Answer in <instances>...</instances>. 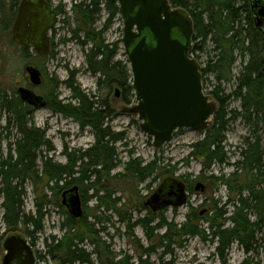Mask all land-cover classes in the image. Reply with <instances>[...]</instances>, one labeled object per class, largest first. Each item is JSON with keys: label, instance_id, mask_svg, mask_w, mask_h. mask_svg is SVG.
I'll return each mask as SVG.
<instances>
[{"label": "rangeland", "instance_id": "rangeland-1", "mask_svg": "<svg viewBox=\"0 0 264 264\" xmlns=\"http://www.w3.org/2000/svg\"><path fill=\"white\" fill-rule=\"evenodd\" d=\"M75 1L80 3L83 0H50L54 7L60 8L62 6L65 12L58 17V24L54 33V47L49 56L40 57L32 50L26 55L24 50L13 43L11 27L9 29L0 28V162L10 155L15 157L13 145L17 135L15 127L9 125L8 111L2 108L3 98L10 99L13 95H17L18 88L23 87L32 89L42 97L55 95L59 97V100L66 103H76L71 98V91L64 84L65 81L71 78L70 72L75 71L74 81L77 82L82 91L88 94H97L98 101L109 103L112 110V115L109 118L110 130L114 133H124L126 137L124 141L115 145L121 162L117 164L116 169L110 175H102L100 183L97 184L99 195L103 197L102 207L99 210L97 209L98 201L95 197L88 201L86 208L83 206V211H85L87 217L85 219L86 224H95L92 228L100 231L102 227L107 228L105 236L102 232L89 236L87 229L78 230V233L82 232L89 240L93 239L95 241L98 239L101 241V238L106 241L107 232L116 235L112 240L114 246L110 248L111 255H113L112 253L116 254V259L126 253L127 256L131 257V264H137L138 252L143 251L137 252L134 244L131 243V238L122 236L124 227L119 224L117 214L126 212V216L131 214L132 219L143 217L145 215L143 210L136 214V203L150 197L163 182L165 176L157 177L158 174H153L140 184H136V182L127 184L125 180L122 182V180L114 179V177L124 172V166L131 158H139L144 164L157 159L161 166L173 170L175 176L183 177L182 179L188 189L192 188V190L189 192L188 202L185 206L167 207L156 214V220L153 221L157 224L165 221L172 224L173 227L178 225L179 228L186 224V232H194V227H198L200 235L188 234L173 238L176 233L172 231L170 238L161 240V236L168 231V228L163 226L154 233L157 248L147 259L148 264H264V224L257 227L250 226L245 232L240 233L241 241H235L225 251L224 259L219 255L218 241L213 238V231L216 230L219 224H224L225 229L234 227L231 217L234 216L236 207L242 206L241 202L238 201L240 195L236 192L237 187L243 190L250 181H256L255 184H252V194L256 196L255 199H259L256 203L264 205V177L260 176L254 179L235 166V163L242 160L239 153L240 147L247 141H254V138H251L254 129L251 130L241 117L231 121L224 142L225 150L230 158L229 162L224 166H213L210 171L204 173H202L203 165L201 161L190 157V153L191 145L200 141L205 133L180 129L175 132L170 142L162 147H155L153 139L142 131L138 116L130 112V109H133L137 104L135 91L132 89L131 94L126 95L123 90L118 95V85L116 84L111 92H108L105 88L98 90L99 76L88 71L86 58L88 51L93 47V43L91 40L86 39L82 33L79 34L78 39L73 37V32L78 29L77 17L72 12ZM99 9L97 23L94 25L95 31H102L107 23H110L102 37L107 43L118 45L115 61H122L130 69L122 43L124 25L121 17L115 15L109 22L110 12L105 10L104 3L100 5ZM212 47V44H208L204 53L197 54L202 69L205 67L208 56L214 57L215 55ZM27 66H34L40 70L41 85L35 86L30 82L29 75L26 72ZM241 68L242 64L238 60L233 69V76L222 82H219L213 73L203 76L204 93L209 96L217 108L219 102L213 94L215 91L225 101L227 112L241 111L240 100L234 92L237 84L235 77L239 74ZM126 98L129 103H126ZM31 125L46 132V138L49 141L47 147L52 150L50 155L56 162L61 164L67 163L68 154L77 155L79 151H85L95 144V137L90 128L83 129L74 118L55 113L47 105L34 108L29 126ZM256 131V135L264 139L262 124L259 125ZM38 164L41 166V162H38ZM233 173H236L235 177H231ZM212 174L216 178L222 175L225 176V179L231 177L230 188L221 184L222 181L210 180L209 177ZM197 183H202L206 190L196 192L194 188ZM73 186L79 187L82 197L86 196L88 198L95 194V191L88 189L86 185H71L65 190H58L60 194L56 191L57 197L59 195L58 206L56 205L55 193L48 189L45 178L39 181L28 179L24 182L26 213L35 214L36 198H39L38 201L40 202L43 195L47 194L51 200V204L46 207L48 214L43 220V232L36 234L34 239L25 234L23 227L17 232L32 243L38 263L61 264L63 260L62 258L52 259L49 256L46 242L51 244L55 240L63 239L65 231L62 230V224L66 220L68 210L62 205V194ZM241 196L243 200L247 199L249 196L247 188L242 191ZM116 200H120L115 205L118 212L113 210V206H110ZM2 202L3 199L0 197V264H2L5 255L4 238L13 234L6 232L3 224L4 209ZM248 203L249 208L246 213L249 222L251 224L259 221L263 222L264 217L254 207L253 201L249 200ZM222 213H226L224 218H220ZM105 217L109 218L110 225L104 222ZM238 219L237 217L236 220ZM212 225L215 226L213 229L210 228ZM85 227L84 225L83 228ZM203 231L204 233H202ZM75 232L77 231L73 230V233ZM136 236L141 239V246L144 248L146 243L141 229H137ZM53 237H56V239H53ZM85 248L87 253L90 254L93 245L86 244ZM100 249L103 254L105 247L102 246V241ZM91 260L96 261L95 256H92V254Z\"/></svg>", "mask_w": 264, "mask_h": 264}, {"label": "trees", "instance_id": "trees-1", "mask_svg": "<svg viewBox=\"0 0 264 264\" xmlns=\"http://www.w3.org/2000/svg\"><path fill=\"white\" fill-rule=\"evenodd\" d=\"M100 1L82 2L73 7L72 11L78 22V29L73 32V37L78 39L79 34L82 33L86 39L93 43V47L88 51L86 58L88 71L99 76L98 90L105 88L111 92L113 87L120 84L125 94L128 95L132 92L130 69L122 61H115L118 45L107 43L102 37L110 23H107L100 32L94 29L99 15ZM113 1L108 2L110 20L118 13V8L113 4ZM169 1L175 8L186 10L193 20L194 35L191 53L195 58L198 59L197 54L206 51L208 44L213 45L212 51L215 55L214 57L208 56L205 67L201 70L202 76L213 73L217 80L222 82L233 76V69L238 60L242 64L239 74L235 77L237 84L234 91L240 100L241 111L227 112L225 101L215 91L213 94L219 102V107L204 137L191 145L190 157L201 161L202 173L210 171L213 166L226 165L230 160L224 147L226 134L230 122L241 117L251 130L254 129L251 136L254 141H247L240 147L239 153L242 160L235 163V166L254 179L260 176L264 177V139L256 135V130L260 124L264 130V35L256 28L249 0ZM18 4L19 0H0V28L9 29L12 26ZM57 11L59 14L64 13L61 9ZM25 52L27 55L30 51ZM75 74V71H71V78L64 84L71 91V98L76 103H66L59 100V97L55 95L44 96L47 107L53 112L74 118L83 129L90 128L95 137V144L90 148L79 151L77 155L68 154L66 164L56 162L50 155L52 150L47 147L49 141L46 138V132L35 126H29L34 108L21 102L18 95H13L10 99L3 98L2 108L8 111L9 125L14 126L17 131L13 145L15 157L10 155L0 162V197L3 199V224L6 232L18 234L19 229L23 227L25 234L34 239L36 234L44 230L43 220L48 214L46 207L51 204V200L47 194L43 195L40 202L38 201L39 198H36L35 214L26 213L24 182L28 179L39 181L45 178L48 189L55 193L56 205L58 206L59 195L57 197L56 191L65 190L71 185L77 184L86 185L88 189L95 191L92 197H82L85 208L88 201L94 197L98 201V210L103 205V197L99 195L97 184L100 183L102 175H110L116 169L117 164L121 162L115 145L124 141L126 137L124 133H114L110 130L109 118L112 115V110L109 103L98 101L97 94L93 95L82 91L77 82L74 81ZM126 103H129L127 98ZM38 162H41V166ZM165 167L161 166L157 159L144 164L139 158H131L126 162L124 172L115 175L114 179L122 180V182L125 180L127 184L131 182L140 184L153 174H158L157 177L165 176V179L183 178L175 176L173 170ZM163 169L165 170L163 171ZM235 176L236 173L231 175V177ZM231 177L225 179V176L222 175L216 178L212 174L209 179L216 182L222 181L221 184L230 188ZM255 182L250 181L245 185L249 193L246 200H243L241 196L245 188L242 190V188L237 187L236 189L237 194L240 195L238 201L241 202L242 206H237L234 216L231 217L234 227L225 229L224 224H219L213 231V238L218 241V252L222 259H224L225 251L235 241H241L240 233L245 232L250 226L257 227L264 224V221L251 224L247 218L246 210L249 208V200L253 201L254 207L264 217V205L256 203L259 199H255L256 196L252 194V184ZM188 190L190 192L192 188ZM119 201L116 200L110 205L117 212L115 205ZM225 214H220V218H224ZM237 217L238 220H236ZM92 226L94 227L95 224L88 225L87 232L89 235H96L98 232ZM163 226L167 227L168 231L161 236V240L170 238L172 231L176 233L173 238L188 234L200 235L198 227H194V232H186V224L179 228L178 225L173 227L172 224L163 221V223L158 224V229ZM214 227L212 225L210 228L213 229ZM74 228V219L69 212H66V220L62 224V230L65 231L63 239L55 240L51 244L46 242L49 256L52 259L62 258L61 264H74L76 261L92 264L91 254H88L80 246V243L75 242L76 239L82 242L86 236L82 232L75 236ZM96 242L98 243L97 253L99 257H102L101 241L98 239Z\"/></svg>", "mask_w": 264, "mask_h": 264}, {"label": "water", "instance_id": "water-1", "mask_svg": "<svg viewBox=\"0 0 264 264\" xmlns=\"http://www.w3.org/2000/svg\"><path fill=\"white\" fill-rule=\"evenodd\" d=\"M21 0L13 25V40L33 48L39 56L49 51L48 4L44 0ZM256 28L264 35V0H250ZM119 13L125 23L122 43L132 75V89L137 104L130 112L141 121L142 131L159 148L173 139L176 131L190 129L205 133L210 127L216 105L204 93L201 64L191 57L194 23L190 14L173 8L168 0H119ZM50 9V10H49ZM30 82L39 86L41 72L27 66ZM264 72V68H263ZM21 102L40 108L44 97L32 89L20 87ZM197 183L195 191H204ZM62 204L71 216L83 215L79 187L62 194ZM188 198L187 187L179 178L165 179L147 202L153 211L166 207H182ZM2 264H37L33 247L19 234L5 238Z\"/></svg>", "mask_w": 264, "mask_h": 264}, {"label": "flooded vegetation", "instance_id": "flooded-vegetation-1", "mask_svg": "<svg viewBox=\"0 0 264 264\" xmlns=\"http://www.w3.org/2000/svg\"><path fill=\"white\" fill-rule=\"evenodd\" d=\"M44 1L48 4V6H49V8L51 10L49 9L50 11H48L49 21L47 23H45V22H41V23H43L44 26L47 25V24L49 26L51 25V27H50V29L48 31L49 51H48L47 55L40 56V57L49 56V54L52 52L53 43H54V33L56 32V26L58 24V17L61 15V14L58 13L57 10L58 9H61L62 11H64V9H63L62 6L60 8H56V7H54L52 5V3L50 2V0H44ZM91 1L88 2L87 0H83L80 3L77 2V1H75L74 6L75 5H79L82 2L90 3ZM109 1L110 0H101L100 1V5L104 3V6H105V10L106 11H108V2ZM34 2L37 3L36 0H34ZM20 3H21V0H19V4H18V8H17V13H18V10H19V7H20ZM169 3H170V1H169ZM113 4L118 8L117 15H119L121 17V19L123 21V25H124L125 21H124L123 17L119 13V9H120V2H119V0H114L113 1ZM249 4H251V1L250 0H249ZM100 5H99V7H100ZM173 8H175V7L173 6ZM72 9H73V6H72ZM99 11H100V9H99ZM17 13H16V16H17ZM15 19H16V17H15ZM15 19H14V21L12 23L11 30H10L11 31V38H12L13 43L16 44L18 47H20L24 51H27V50L30 51V50H32L33 52H35L37 54V52L33 48H28V47H25L24 45H19L18 43H16L13 40V32H12V29H13V25H14ZM96 23H97V21H96ZM123 47H124V45H123ZM124 51H125V49H124ZM117 88H118L117 89V92H118V95H119L120 93L123 92V88H122V86L120 84H118ZM186 187H187V185H186ZM205 190L206 189H204V191ZM188 191L189 190H188V187H187V193H188V198H189V192ZM79 194L81 196L80 190H79ZM150 197L145 198L144 200L136 203L137 204V208H136L135 212H136V214H139V212L141 210H143L145 212V215L143 217L137 218V219H132L131 214H130V216L129 215L126 216V212L125 213L120 212V213L117 214V217H118L117 220H118L119 224L124 227V233L122 234V236L131 238V243L134 244L137 252L138 251H141V250L143 251V252H138L139 253V259H138L137 264H148V260L147 259L149 258V256L152 255V253H154V251L157 248L155 246L156 243L154 241L155 240V234L154 233L158 230V224L156 222H154L153 220H156L155 219V215L158 214L161 210L155 212V211L152 210V208H151L150 205H147V202L150 199ZM188 198H187L186 204L188 202ZM81 199H82V203H83L82 196H81ZM82 206H83V204H82ZM172 208H175V207H172ZM72 218L74 219L75 228H76V229L74 228V230L77 231V232L74 233L75 236H77L79 234L78 233V230H82V229L89 228V227H87V225H89V224H86V222H85V219H87V217L85 216V211H83V215L80 218H75L73 216H72ZM104 222H106L108 225H110V221H109V218L108 217H105L104 218ZM84 225L86 226L85 228H83ZM137 229H141L142 232H143V237H144V240H145V243H146V246L144 248L141 246V239L136 236ZM106 230H107V228L102 227L101 228V231L100 230H96V231L98 232L97 234H99V233L102 232V234H104L103 236H105ZM106 235H107L106 236V239H107L106 241H103L102 238H101L102 246L105 247V251L103 252V256L102 257H99V255L97 253V250L96 249H97L98 243L95 240H93V239H90L89 240V238L85 237V239H83L82 242H79L80 241L79 239H76L75 242L76 243H80V246L82 248H84L85 250H86V248H85L86 244L87 245H90V244L93 245V250H92V252L90 254H92V256H95L96 261H94V262L92 261V264H125V263L126 264H131V262H130L131 261V257L130 256H127L126 253H124L122 255L123 257L121 256V257L116 258V259H115L116 254L112 253L113 255H111L110 248H112L114 246L112 240H114V236H116V235L110 234L109 232H107ZM74 264H81V262L80 261H76Z\"/></svg>", "mask_w": 264, "mask_h": 264}, {"label": "built area", "instance_id": "built-area-1", "mask_svg": "<svg viewBox=\"0 0 264 264\" xmlns=\"http://www.w3.org/2000/svg\"><path fill=\"white\" fill-rule=\"evenodd\" d=\"M41 264V263H40Z\"/></svg>", "mask_w": 264, "mask_h": 264}]
</instances>
